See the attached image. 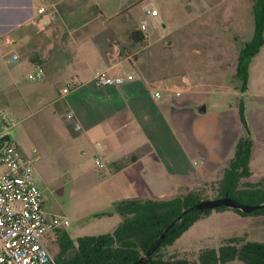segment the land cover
<instances>
[{
  "label": "rangeland",
  "instance_id": "374dc122",
  "mask_svg": "<svg viewBox=\"0 0 264 264\" xmlns=\"http://www.w3.org/2000/svg\"><path fill=\"white\" fill-rule=\"evenodd\" d=\"M188 1L192 0H152L141 6V10L139 6V12H144L145 17L136 27L148 25L157 36L163 33L164 37L148 48L140 49L138 55L145 68L155 73V78L177 85L170 95L173 107L183 109L188 103H192L191 107L201 101L206 103L207 111L198 113L193 122L187 120L188 126L182 127L188 132V147L194 155L192 164L195 167L204 166V170L198 175L167 173L155 166L153 153H141L137 169L148 171L139 173L141 175L133 181V187L136 194L145 198L166 197L186 190H197L205 198L215 197L216 193L210 186L219 179L225 158L234 151V145L231 148L222 147L221 152L218 150L228 139L229 114L235 111L236 131L240 133L244 130L239 116V103L242 102L252 137L248 110L254 105L264 112V82L255 84V76L262 71L259 57L255 59L258 61L255 68L254 65L246 68L244 86L237 76L238 50L243 41L251 37V32L248 34L243 25L236 22L237 6L243 0H204L199 2L203 8L190 7L187 11L193 13L185 14L186 9H181V5ZM152 7L157 8V15L146 13V8ZM226 14H230L229 19L225 17ZM88 32V37L93 40L89 35H95L94 30L91 28ZM196 47L200 48V52L195 51ZM148 54L153 57L156 65L157 62L162 63L159 66L161 68L151 63ZM8 64L7 56L0 59V82L3 85V88L0 87V113L12 115L16 120V124L8 131L10 141H15L25 154L34 156V179L46 204L56 214L68 217L69 223L65 227L73 238L105 233L121 220V215L109 202L107 188H112L113 184L109 185L107 176L102 175L94 163L88 161L87 146L79 135L81 131L68 137L41 126L36 121L38 116L23 119L20 114L25 107L24 97L31 87L38 90L45 88L54 97H58L63 93L61 89L64 82L45 70L40 79H30L27 73L32 69L22 67L16 74L18 83H9L6 87L3 82L8 81V78H5L3 68ZM185 86L188 88L183 89ZM29 101H32L31 98ZM19 108L22 110L18 111ZM177 127L181 129L179 124ZM74 136L76 140H73ZM222 153L226 155L225 158L221 157ZM71 154H76L79 162L83 161V167L72 165ZM205 154L210 158L207 161L204 159ZM249 166L253 174L248 178L264 179V140L259 139L255 145ZM162 173L168 174L165 180ZM235 235L244 236L248 240L264 241V213L242 214L232 208L212 209L196 219L165 250L194 256L200 248L217 247L223 238ZM48 247L54 256L55 247L49 244ZM227 264L246 263L233 259Z\"/></svg>",
  "mask_w": 264,
  "mask_h": 264
},
{
  "label": "crops",
  "instance_id": "0c3cea01",
  "mask_svg": "<svg viewBox=\"0 0 264 264\" xmlns=\"http://www.w3.org/2000/svg\"><path fill=\"white\" fill-rule=\"evenodd\" d=\"M203 1H188L181 5V9H186L185 14H192L187 9H194L195 6L203 8L199 3ZM150 2L152 0H0V59L7 56L9 62L3 68L5 78H8L3 82L4 86L18 83L16 74L22 67L31 70L38 65L64 82L63 93L58 97L45 88L38 90L31 87L24 97V110L21 107L18 111H23L20 113L23 119L38 116L36 121L41 126L68 137L81 131L79 135L87 146L88 161L95 165V157H98L105 164L104 169H97L107 176L109 185L113 184L112 188H107L112 204L121 198L142 197L135 193L133 187V181L141 175L139 173L148 171L137 169L141 153H153L155 166L167 173L198 175L204 170V166L195 167L192 164L194 155L188 147V132L182 127L188 126L187 120L195 121L198 113H205L206 103L201 101L193 107L192 103H188L183 109L173 107L170 95L177 85L155 78V73L145 68L138 55L140 49L148 48L164 37L163 33L157 36L148 25L143 26L144 30L143 24L141 28L136 27L145 17L144 12H139V6L141 10V6ZM254 3L255 0H243L235 9L236 22L243 25L248 34L251 32V37L255 26ZM39 6L45 9L39 12ZM157 14L158 10L152 15ZM225 17L229 19L230 14ZM91 28L95 32V35H89L93 40L87 35ZM133 30L138 34L133 36ZM140 33L144 36L143 40H139ZM195 51L200 52V48L196 47ZM148 56L156 68H161V62L156 65L153 57ZM257 57L262 71L255 76L256 85L264 82V43L249 66L254 65L255 68ZM96 70H104L109 75L131 73L132 78H126L120 84L97 85L91 79ZM71 80H76L77 84L63 91ZM0 87L3 88L1 82ZM29 98L34 103L31 104ZM43 109L44 112H40ZM229 115L228 139L221 144L220 152L222 147L231 148L243 133V130L240 133L236 131L235 111L232 110ZM247 116L252 129V155L259 139L264 140V112L252 105ZM75 123H78V128ZM225 156L222 153L221 157ZM207 158L205 154L206 161ZM79 161L76 154H71L72 165L83 167V161ZM167 176L162 173L163 180ZM42 206L46 214L55 213L44 197ZM118 223L106 232L113 230ZM62 232L72 239L76 238L63 226L48 234L47 244L57 246Z\"/></svg>",
  "mask_w": 264,
  "mask_h": 264
},
{
  "label": "trees",
  "instance_id": "16d2710c",
  "mask_svg": "<svg viewBox=\"0 0 264 264\" xmlns=\"http://www.w3.org/2000/svg\"><path fill=\"white\" fill-rule=\"evenodd\" d=\"M253 9L254 32L251 39L240 47L237 58V76L242 80L243 86L246 68L264 41V0H255ZM136 34L138 31L133 30L132 35ZM143 39L144 36L140 33L139 40ZM239 116L244 126L243 133L237 137L233 154L226 159L221 176L212 182L210 188L216 193L215 196L227 194L244 203H261L264 202V179L260 181L248 178L252 173L249 159L253 140L242 102L239 103ZM132 158L133 156L130 157ZM203 198L205 197L197 190L180 191L166 197L121 198L113 202L114 209L121 215L120 222L113 230L81 235L75 239L62 232L57 246L53 245L56 249L55 261L57 264H128L138 258L184 208ZM223 208L232 207L221 205L213 209ZM232 209L242 214L264 213V206L250 212ZM210 210L212 209H194L184 213L167 230L156 250L140 264H227L233 259L242 260L246 264H264V241L248 240L240 235L223 238L217 247L204 246L194 256L165 250L196 219Z\"/></svg>",
  "mask_w": 264,
  "mask_h": 264
},
{
  "label": "built area",
  "instance_id": "2783aa9c",
  "mask_svg": "<svg viewBox=\"0 0 264 264\" xmlns=\"http://www.w3.org/2000/svg\"><path fill=\"white\" fill-rule=\"evenodd\" d=\"M44 9V6L37 8L39 12ZM146 12L155 14L157 10L146 9ZM43 75L44 68L40 65L27 73L30 79ZM126 78H132V74L109 75L104 70H96L91 79L97 85H110L120 84ZM76 84V80H71L63 91ZM0 118V264H57L49 250L47 236L66 226L68 217L44 212L42 191L34 179V156L23 153L10 137H3L9 135L8 131L15 125L14 117L1 112ZM75 127H79L78 123ZM95 165L99 169L105 167L98 157H95Z\"/></svg>",
  "mask_w": 264,
  "mask_h": 264
},
{
  "label": "water",
  "instance_id": "95a60500",
  "mask_svg": "<svg viewBox=\"0 0 264 264\" xmlns=\"http://www.w3.org/2000/svg\"><path fill=\"white\" fill-rule=\"evenodd\" d=\"M4 138H9L8 135H4ZM228 206L232 208H238L242 211L245 212H250L253 209L259 208L264 206V202L261 203H256V204H250V203H244L241 202L229 195H221V196H215L212 198H203L195 202L193 205L188 206L182 210L180 214H178L177 217H175L169 224H167L163 230L159 233L157 238L152 242V244L136 259L133 261L129 262L128 264H140L147 260V258L156 250L158 245L160 244L161 240L165 236L167 230L175 224L177 221H179L183 214L186 213L187 211H192L194 209H207V208H215L217 206Z\"/></svg>",
  "mask_w": 264,
  "mask_h": 264
}]
</instances>
